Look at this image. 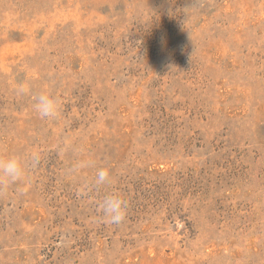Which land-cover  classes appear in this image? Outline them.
Segmentation results:
<instances>
[{
  "label": "rangeland",
  "instance_id": "1",
  "mask_svg": "<svg viewBox=\"0 0 264 264\" xmlns=\"http://www.w3.org/2000/svg\"><path fill=\"white\" fill-rule=\"evenodd\" d=\"M11 156L0 264H264V0H0Z\"/></svg>",
  "mask_w": 264,
  "mask_h": 264
},
{
  "label": "clouds",
  "instance_id": "2",
  "mask_svg": "<svg viewBox=\"0 0 264 264\" xmlns=\"http://www.w3.org/2000/svg\"><path fill=\"white\" fill-rule=\"evenodd\" d=\"M28 88H21V94H27ZM34 109L41 119L55 118L59 114L60 102L57 98L52 97L47 93H42L36 97ZM80 155H83L84 149L76 150ZM39 154L32 155L33 165L39 163ZM93 167V161L87 157L77 159L69 168L70 174H78L81 170ZM94 185L96 187L110 183V172L106 167L96 168ZM26 171L21 159L16 156H11L6 159H0V185H15L24 181ZM99 209L103 213V218L109 223L119 224L126 215L127 202L117 194L106 195L99 204Z\"/></svg>",
  "mask_w": 264,
  "mask_h": 264
}]
</instances>
